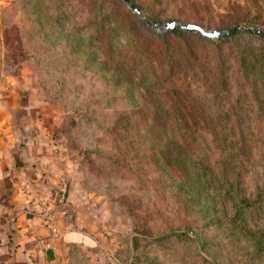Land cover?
<instances>
[{"label":"rangeland","instance_id":"obj_1","mask_svg":"<svg viewBox=\"0 0 264 264\" xmlns=\"http://www.w3.org/2000/svg\"><path fill=\"white\" fill-rule=\"evenodd\" d=\"M128 2L140 17L121 0L0 4V119L48 128L97 211L100 247L71 263L264 264V40L243 33H264V0ZM168 21L239 32L147 25Z\"/></svg>","mask_w":264,"mask_h":264},{"label":"crops","instance_id":"obj_2","mask_svg":"<svg viewBox=\"0 0 264 264\" xmlns=\"http://www.w3.org/2000/svg\"><path fill=\"white\" fill-rule=\"evenodd\" d=\"M36 122L10 111L0 119V264H73L71 247H100L92 235L97 211L65 158L55 156L49 129L41 140Z\"/></svg>","mask_w":264,"mask_h":264},{"label":"water","instance_id":"obj_3","mask_svg":"<svg viewBox=\"0 0 264 264\" xmlns=\"http://www.w3.org/2000/svg\"><path fill=\"white\" fill-rule=\"evenodd\" d=\"M122 2H124L127 7L129 8V10L133 11L134 13L137 14V16H141V14L127 1V0H121ZM147 25L150 28H155V27H160L162 30H172V29H176L179 28L182 31H187V32H196L199 35H201L202 37L208 38V39H217L220 36H225V35H229L231 33L234 32V28L230 29L228 32H216V31H210V32H205L204 30H202L200 27L195 26V25H191V24H178L176 22H166L165 24H152L150 22H147ZM255 33H259V34H263L261 31H257V30H252ZM264 35V34H263Z\"/></svg>","mask_w":264,"mask_h":264},{"label":"trees","instance_id":"obj_4","mask_svg":"<svg viewBox=\"0 0 264 264\" xmlns=\"http://www.w3.org/2000/svg\"><path fill=\"white\" fill-rule=\"evenodd\" d=\"M128 1V0H127ZM168 22H175V21H168ZM235 30H234V32L233 33H231L230 35H234V34H237L239 31L237 30V28H234ZM253 29H250V30H248V29H246V30H244L243 31V33H246V34H248V35H252V36H258V37H260L262 40H264V33L263 34H259V33H255V32H253L252 31ZM258 31V30H257ZM168 32L170 33V34H172V35H174V36H176V37H178L179 36V32L174 28V29H172V30H168ZM184 32H187V31H184ZM219 39V37L217 38V40ZM261 166L260 167H263V170H264V165H263V163L262 164H260ZM262 176L264 177V174H262ZM264 183V182H263ZM264 185V184H263ZM257 190H258V192H257V195H256V199L257 198H259V201H260V204L261 203H264V199L262 200V196H263V194H264V192L262 191V189H259V188H257ZM256 199L255 200H249V199H246V198H241L240 199V201H241V203H243L244 205H254L253 203L255 202L256 203ZM236 212V211H235ZM110 263V262H109Z\"/></svg>","mask_w":264,"mask_h":264}]
</instances>
